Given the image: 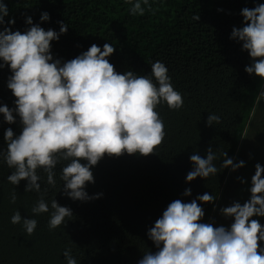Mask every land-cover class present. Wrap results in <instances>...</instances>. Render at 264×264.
Wrapping results in <instances>:
<instances>
[{
  "label": "trees",
  "instance_id": "1",
  "mask_svg": "<svg viewBox=\"0 0 264 264\" xmlns=\"http://www.w3.org/2000/svg\"><path fill=\"white\" fill-rule=\"evenodd\" d=\"M260 219L242 264L264 0H0V264H237Z\"/></svg>",
  "mask_w": 264,
  "mask_h": 264
},
{
  "label": "rangeland",
  "instance_id": "2",
  "mask_svg": "<svg viewBox=\"0 0 264 264\" xmlns=\"http://www.w3.org/2000/svg\"><path fill=\"white\" fill-rule=\"evenodd\" d=\"M258 100L259 97H257L255 94L250 95V98L248 100V104L250 105V113L254 111L256 107L255 105L257 104ZM260 223L261 219L256 222L253 221L248 226V228L241 234L242 236L238 240V249L240 256L238 258L237 264H242L244 260L248 259L251 256V253L249 254V252H252L257 249V246L252 244V234L254 233V230L258 228Z\"/></svg>",
  "mask_w": 264,
  "mask_h": 264
}]
</instances>
